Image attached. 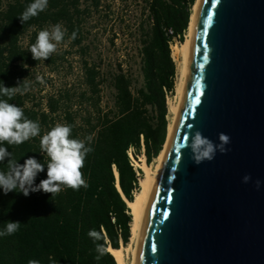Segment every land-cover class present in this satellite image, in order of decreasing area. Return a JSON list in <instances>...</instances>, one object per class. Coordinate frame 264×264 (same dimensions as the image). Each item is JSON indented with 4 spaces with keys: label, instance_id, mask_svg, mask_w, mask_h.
<instances>
[{
    "label": "trees",
    "instance_id": "trees-1",
    "mask_svg": "<svg viewBox=\"0 0 264 264\" xmlns=\"http://www.w3.org/2000/svg\"><path fill=\"white\" fill-rule=\"evenodd\" d=\"M196 1L145 0L137 28L132 31L126 27L137 42L136 55L126 52L117 61V68L107 73L102 63L88 59V47L82 45L86 17L92 10L99 11L100 0H48L47 9L24 24L19 16L32 0H0V85L16 86L18 79L27 77L30 90L9 102L40 124L39 136L20 145L5 142L0 146L8 147L20 164L29 157L46 163L47 157L40 151L41 136L56 124H67L72 126V138L90 136V145L86 142V146L93 149L82 168L87 188H64L55 197L42 191L27 197L15 191L5 195L0 189V231L9 220L21 222L13 235L0 236V264H28L29 260L40 264H117L108 248L118 249L129 243L132 216L126 200L133 201L140 189L128 150L133 148L137 158L144 149L146 161L151 164L163 149L169 124L166 95L175 93L176 83L171 45L178 35L181 43L185 41ZM57 23L66 29L62 42L77 47L82 57L78 109H74L69 90L45 97L44 101L32 93L33 83H38L34 76L37 68L43 65L54 72L68 53L55 51L49 59L36 61L28 51L39 31ZM170 29L173 35L168 33ZM114 38L113 45L118 34ZM135 57L140 60V81L129 67H123ZM106 84L114 92V102L104 110L101 94ZM6 170V161L0 163V171ZM46 178L45 166L35 183ZM90 229L103 239L94 243L88 236ZM96 243L106 249L99 260L95 258Z\"/></svg>",
    "mask_w": 264,
    "mask_h": 264
},
{
    "label": "water",
    "instance_id": "water-1",
    "mask_svg": "<svg viewBox=\"0 0 264 264\" xmlns=\"http://www.w3.org/2000/svg\"><path fill=\"white\" fill-rule=\"evenodd\" d=\"M196 131L217 145L228 135L227 151L196 164ZM133 264H264V0L197 1Z\"/></svg>",
    "mask_w": 264,
    "mask_h": 264
},
{
    "label": "clouds",
    "instance_id": "clouds-1",
    "mask_svg": "<svg viewBox=\"0 0 264 264\" xmlns=\"http://www.w3.org/2000/svg\"><path fill=\"white\" fill-rule=\"evenodd\" d=\"M48 7V0H32L19 16L22 24L36 17ZM66 29L60 23L51 27V30L44 29L38 32L36 42L31 45L28 51L36 61L47 60L57 49V45L64 39ZM75 32L72 38L75 39ZM26 68V66L24 65ZM40 79V78H38ZM43 83V80L40 79ZM30 90V82L27 77L22 81L17 80L16 86L6 87L0 85V96L7 99H0V145L5 142L9 146L20 145L31 138L40 135V124L38 121L28 119L21 107L9 101L17 94H24ZM72 126L67 124H56L40 138V151L47 157L46 163H41L35 157L27 158L23 164L18 163L8 147L0 146V163H7V170L0 171V189L7 195L9 192L22 193L28 196L34 192H44L55 197L64 188L79 190L81 187H88L84 179L82 168L88 153L93 151L90 146L91 137L75 139L71 137ZM220 144H214L210 139L196 131L191 136V143L186 144L192 152V159L196 164L204 160L211 161L217 150L225 153V145L230 142V137L224 133L219 134ZM47 168V178L35 183L39 173ZM249 176H244L245 183ZM260 182L256 181L257 188ZM20 221L6 222L0 236H9L16 233L20 228ZM88 236L96 241L103 237L95 229H90ZM95 251L99 260L106 252L103 244L96 243ZM51 259V258H50ZM28 264H40L38 260H29Z\"/></svg>",
    "mask_w": 264,
    "mask_h": 264
},
{
    "label": "rangeland",
    "instance_id": "rangeland-1",
    "mask_svg": "<svg viewBox=\"0 0 264 264\" xmlns=\"http://www.w3.org/2000/svg\"><path fill=\"white\" fill-rule=\"evenodd\" d=\"M100 1L101 7L99 11L92 10L86 17V39L82 45L88 47V59L102 63L103 70L110 73L117 68V61H121L126 52L130 51L131 54L134 53L135 55L137 53L135 37L131 36L130 29L127 30L126 27H130L132 31L137 28L143 17L145 0ZM87 3L89 4L90 1ZM116 34H118V39L115 40V45H113L111 40L115 39L114 35ZM180 43H173L171 48L173 45ZM56 51L61 53L68 52L65 55V60L54 72L43 65L38 67L34 76L42 79L43 83L40 82V79H38L39 84L34 82L32 93L37 100L43 99L44 101L45 97L69 90L73 98L74 109H78L76 104L82 91L81 54L77 47H72L69 42L62 41L58 43ZM139 61V58L135 57L127 66L123 67H129L140 81ZM113 94L112 88L106 84L101 94V103L104 110L113 106ZM173 95L175 96V93ZM169 118L170 114L168 115V120ZM141 156L142 154L139 155V158ZM135 160L136 162L139 161L138 158H135ZM155 163L154 159L151 164H147L153 166ZM139 171L142 176L143 171L141 168H139ZM123 246L121 244L120 247ZM131 256V252H125L126 264H130Z\"/></svg>",
    "mask_w": 264,
    "mask_h": 264
},
{
    "label": "bare ground",
    "instance_id": "bare-ground-1",
    "mask_svg": "<svg viewBox=\"0 0 264 264\" xmlns=\"http://www.w3.org/2000/svg\"><path fill=\"white\" fill-rule=\"evenodd\" d=\"M198 1V0H197ZM197 1L193 7V11L190 17L188 31L186 32L185 41L180 44H175L171 48V55L173 60L176 63V83H175V96L174 99L168 101V112L170 114L169 124L167 128V138L160 154L155 158V165L151 166L146 163L145 157H140L139 161L136 162L137 166L143 171V175L139 181L140 189L135 194L133 201H128L127 206L129 208V213L132 216V221L130 225V241L127 244L128 246L120 247L118 249L108 248L113 257L115 258L117 264H126L125 252H131V261L130 264H133V256L135 244L141 225V221L144 214L145 205L149 198L153 183L156 179L158 169L162 160V157L166 151V147L173 129L174 120L178 111L181 91L183 89L184 83L186 81L187 74V64H188V55H189V42L191 28L194 18V11L197 4Z\"/></svg>",
    "mask_w": 264,
    "mask_h": 264
},
{
    "label": "built area",
    "instance_id": "built-area-1",
    "mask_svg": "<svg viewBox=\"0 0 264 264\" xmlns=\"http://www.w3.org/2000/svg\"><path fill=\"white\" fill-rule=\"evenodd\" d=\"M168 33L170 35H173L174 34L171 29L168 31ZM184 37L186 38V32L184 33ZM173 43H180V35H178V36H176V37L173 38L172 44ZM166 98H167V104H168V101L174 98L173 93L172 92H167ZM142 150H143L142 157H145V155H144V149H142ZM133 151H134L133 148H130L128 150V155L130 157V162H131L132 166L134 167V169L137 172V175L139 176V181H140L141 174H140V171H139V167H137V163H136L135 157L133 155ZM137 158L140 159L139 156ZM145 160H146V157H145Z\"/></svg>",
    "mask_w": 264,
    "mask_h": 264
}]
</instances>
